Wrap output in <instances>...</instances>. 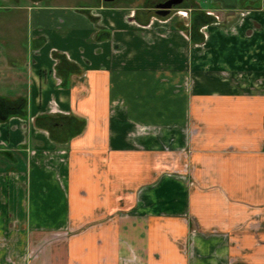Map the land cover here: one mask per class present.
<instances>
[{
  "label": "crops",
  "instance_id": "0c3cea01",
  "mask_svg": "<svg viewBox=\"0 0 264 264\" xmlns=\"http://www.w3.org/2000/svg\"><path fill=\"white\" fill-rule=\"evenodd\" d=\"M152 1L0 0L30 29L28 54L0 30V97L28 99L0 121V264H264V0L146 25ZM53 108L82 133L39 128Z\"/></svg>",
  "mask_w": 264,
  "mask_h": 264
},
{
  "label": "trees",
  "instance_id": "16d2710c",
  "mask_svg": "<svg viewBox=\"0 0 264 264\" xmlns=\"http://www.w3.org/2000/svg\"><path fill=\"white\" fill-rule=\"evenodd\" d=\"M53 57L58 61L56 74L61 76V63L68 60L65 55H61L57 51H53ZM71 67L75 66L71 64ZM12 116L27 118L28 102L26 98L9 99L0 97V121L7 120ZM35 123L39 128L47 130L53 140L61 143L68 142L78 136L85 127L84 119L65 114L44 115L43 117L37 118Z\"/></svg>",
  "mask_w": 264,
  "mask_h": 264
},
{
  "label": "rangeland",
  "instance_id": "374dc122",
  "mask_svg": "<svg viewBox=\"0 0 264 264\" xmlns=\"http://www.w3.org/2000/svg\"><path fill=\"white\" fill-rule=\"evenodd\" d=\"M23 2H24V0H22V3ZM6 4H7V6H10L11 4H12V6H14L13 2H9V3L7 2ZM69 4H72V2L70 1ZM23 13L24 12H21L22 16H23ZM19 14L20 13L15 11L14 9L9 11V12L1 10L0 11V30H1L2 26H3V23H5V21L11 17L10 20H12V26L9 27V31H8V28H7L6 32L12 36L11 37L12 46L17 51V53H19V54L27 53L28 54V50H29L28 48H29V44H30V39L28 38V34H29V37H30V29H28V25H25V22H23L24 21L23 19H21L17 23V25L15 24V21H14L16 19L15 17H17V15H19ZM28 39H29V41H28ZM1 47L4 48L3 45ZM7 47L8 46L6 45V48ZM5 56L6 57L8 56V57L11 58L12 64L17 69L22 70V68L24 67V62H23L24 59L23 58L25 57V59H27L28 55H5ZM4 86H3V90H0V91H2L3 94L10 95V96H14V94H16V93H12V91H7L8 87L7 86L4 87ZM0 87L2 88L1 85H0ZM10 89H12V86H10Z\"/></svg>",
  "mask_w": 264,
  "mask_h": 264
},
{
  "label": "flooded vegetation",
  "instance_id": "af4514ba",
  "mask_svg": "<svg viewBox=\"0 0 264 264\" xmlns=\"http://www.w3.org/2000/svg\"><path fill=\"white\" fill-rule=\"evenodd\" d=\"M105 1V0H104ZM116 0L112 1V2H106V3H114ZM168 1L170 0H153L152 1V8L149 10L148 12V22L146 23V25H151L154 21H157L159 23H169L170 21H172L175 17H180L182 20L184 19H187L189 18L188 16V12L187 11H181V8L186 5L187 3L190 2V0H183L182 3L176 5V6H173L169 11L168 14H162L160 13V11H163L162 8H159L160 5L164 4V3H167ZM232 12V11H230ZM245 12L244 13H239L238 16H237V21H241V19L245 16ZM210 16L209 18L211 19L210 20V23L208 24H220V18L218 17V15H208ZM222 22L225 23V17H223L222 19ZM207 25H200L198 28H197V31L199 33V35L201 36V41L199 44H202L204 41H205V28H206ZM182 32H184L185 34L188 35V31H187V28H183L181 29ZM58 63V62H57ZM57 63H56V66H57ZM56 66H55V72H56ZM56 74V73H55ZM57 75V74H56ZM19 98H26V97H19ZM27 99V98H26ZM27 102H28V99H27ZM51 113L52 114H62V112H53L51 110Z\"/></svg>",
  "mask_w": 264,
  "mask_h": 264
},
{
  "label": "water",
  "instance_id": "95a60500",
  "mask_svg": "<svg viewBox=\"0 0 264 264\" xmlns=\"http://www.w3.org/2000/svg\"><path fill=\"white\" fill-rule=\"evenodd\" d=\"M106 2H112L114 0H105ZM183 0H170L168 1L167 3H164L162 5L159 6V8H162L163 11H160V13H162L163 15L164 14H168L170 11V9L173 7V6H176L180 3H182Z\"/></svg>",
  "mask_w": 264,
  "mask_h": 264
},
{
  "label": "built area",
  "instance_id": "2783aa9c",
  "mask_svg": "<svg viewBox=\"0 0 264 264\" xmlns=\"http://www.w3.org/2000/svg\"><path fill=\"white\" fill-rule=\"evenodd\" d=\"M52 111H53V112H61V111L58 110L57 108H53Z\"/></svg>",
  "mask_w": 264,
  "mask_h": 264
}]
</instances>
